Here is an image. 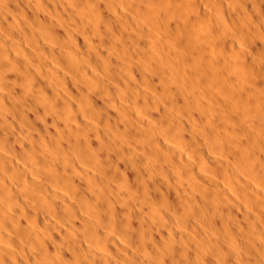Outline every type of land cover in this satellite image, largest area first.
I'll return each mask as SVG.
<instances>
[{"label":"bare ground","instance_id":"bare-ground-1","mask_svg":"<svg viewBox=\"0 0 264 264\" xmlns=\"http://www.w3.org/2000/svg\"><path fill=\"white\" fill-rule=\"evenodd\" d=\"M0 264H264V0H0Z\"/></svg>","mask_w":264,"mask_h":264}]
</instances>
